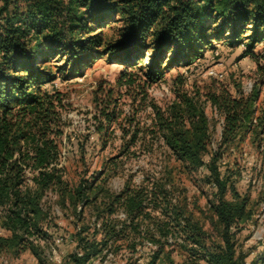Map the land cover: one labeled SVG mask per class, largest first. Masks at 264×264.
<instances>
[{
	"label": "trees",
	"instance_id": "16d2710c",
	"mask_svg": "<svg viewBox=\"0 0 264 264\" xmlns=\"http://www.w3.org/2000/svg\"><path fill=\"white\" fill-rule=\"evenodd\" d=\"M222 40L243 46L244 56L264 58V0H0V253L31 251L40 264H56L62 228L55 203L71 211L75 225L63 237L74 248L59 264L119 257L125 264H144V258L159 264L164 257L175 264L176 251L186 255L182 264H264V250L249 260L240 242L255 210L237 189L247 149L264 162V84L249 93L221 87L207 94L223 118L216 143L199 97L183 93L165 108L154 104L152 124H113L120 114L107 104L105 122L92 124V151L106 150L116 137V154L77 180L63 164L65 94L57 79L81 75L107 57L158 82L166 71L204 59ZM87 140L79 144L83 165ZM141 153L164 154L156 173L138 184L128 179L120 191L111 188L123 169L120 156ZM200 170L212 189L209 213L202 210L211 231L190 209L182 183ZM42 241L52 243L50 254Z\"/></svg>",
	"mask_w": 264,
	"mask_h": 264
},
{
	"label": "rangeland",
	"instance_id": "374dc122",
	"mask_svg": "<svg viewBox=\"0 0 264 264\" xmlns=\"http://www.w3.org/2000/svg\"><path fill=\"white\" fill-rule=\"evenodd\" d=\"M262 50L258 46L256 52ZM215 52H218L216 55ZM140 66V64H139ZM214 70L218 76L211 75ZM128 72V73H126ZM131 72V74L129 73ZM127 74V75H125ZM134 78L132 85L120 84L121 80ZM123 81V80H122ZM56 87L65 94V107L62 109V117L65 134L62 139L63 164L67 168V176L70 180H77L84 170H89L86 177H91L95 170L101 168V162L116 154V146L121 140L113 137L109 146L102 152L92 151V145L97 139L93 134V125L105 122L102 110L118 111L120 118L113 124H152L154 117L153 105L165 108L183 93L189 96L199 97L204 104L206 114L212 126L214 143L220 139L223 118L213 108L207 99V94L221 87H226L236 95L241 89L249 93L254 86L264 84V58L244 56V47L229 45L224 40L216 45V49L209 50L204 59L198 60L189 67L178 66L166 71L164 77L158 82H151L139 68H132L107 57L100 58L91 68H87L81 75L68 80L57 79ZM260 106H264V87L259 100ZM89 137V138H88ZM88 138V155L86 163L79 162V144ZM114 145V147H113ZM164 154L150 156L141 153L138 157L120 156L118 159L123 169L110 179V187L120 191L125 182L132 178L135 184L156 173L163 162ZM83 161V160H82ZM246 164L243 177L237 182V189L243 195H248L254 204V215L243 227L240 233V242L244 249L250 252L249 260L261 256L264 250V162L252 148L247 149L246 158L242 161ZM200 170L192 175L183 177V185L188 196L189 207L205 228L211 231V225L207 214L209 204L212 201L211 187L203 184ZM55 194H50L52 202L56 200ZM259 202V203H258ZM258 203V204H257ZM257 204V205H256ZM87 211V210H86ZM53 214L60 224L62 231L56 235L58 249L52 256L53 263L61 260L62 256L73 250L74 244L67 238L74 231L73 215L69 210H62L53 203ZM89 214L87 213V217ZM67 236L64 240L63 237ZM45 253L50 254L52 243L42 241ZM159 264H170L167 257ZM186 258L184 252H174L172 260L175 264H182ZM144 258L141 262L146 264ZM0 264H40L31 251H25L18 257L9 253H0ZM91 264H100L97 260ZM106 264H125L119 258H112ZM201 264H206L202 262Z\"/></svg>",
	"mask_w": 264,
	"mask_h": 264
},
{
	"label": "built area",
	"instance_id": "2783aa9c",
	"mask_svg": "<svg viewBox=\"0 0 264 264\" xmlns=\"http://www.w3.org/2000/svg\"><path fill=\"white\" fill-rule=\"evenodd\" d=\"M216 53V55H218V52H215ZM210 74L211 75H215V76H218V74L214 71V70H211L210 71ZM56 252V251H55ZM61 262V260H58V262H55L56 264H59Z\"/></svg>",
	"mask_w": 264,
	"mask_h": 264
}]
</instances>
